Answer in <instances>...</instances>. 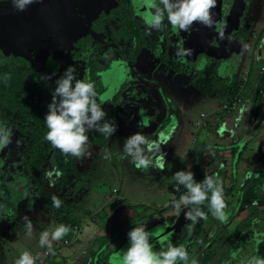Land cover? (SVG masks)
Here are the masks:
<instances>
[{"label": "crops", "instance_id": "crops-1", "mask_svg": "<svg viewBox=\"0 0 264 264\" xmlns=\"http://www.w3.org/2000/svg\"><path fill=\"white\" fill-rule=\"evenodd\" d=\"M250 4L253 12L251 20L263 21L264 24V0H252ZM259 38L264 48V30H261ZM251 54L252 47L240 36L237 42L231 43V47L210 50L204 59L215 62L208 67H216L217 82L226 84L243 73L248 66L246 61H251ZM185 85L181 82L180 91L171 95L173 107L169 110L164 98L152 95L151 110L131 114L129 122L118 126L105 142H89L91 156L77 159V169L81 172L65 182L67 186L61 193L63 199L84 212V217L77 224L78 232L66 246L61 245V241L69 238L65 235L60 241L53 242L54 254L43 257L47 248L39 250L40 234L53 231L60 223L54 212L48 211L38 198L36 204L20 206L17 213L11 210L3 213L0 219V242L3 243L0 246V264H14L21 254L11 253L10 241L38 257L35 264H115L113 257L109 259L110 255L122 251L125 244L130 246L127 233L141 226L152 233L150 243L154 253L166 251L170 243L173 247L182 246L187 250L186 264H193V261L218 264L224 257L213 255L209 258L213 249L223 253L245 231L253 238L263 233L264 208H257L244 193L243 190L250 184L247 186L243 181L244 174H247L243 167L247 163L256 167L260 156L264 155V108L256 116L251 109H244L245 103L251 101L249 86L237 110L219 111L217 106L224 99L223 89H214L220 98L216 99L201 93L195 86L201 94ZM184 88L187 91L184 92ZM202 112L206 117L199 125ZM136 132L159 143L166 159L163 171L152 168L147 172L141 171L131 162L130 156H124V141ZM246 148L252 152H245ZM189 166L197 182L206 175H223L225 178L223 195L227 219L224 222L212 215L209 204L202 211L206 219H185L187 209L182 205L177 214L172 201H178L186 189L181 186L179 191L176 190L177 182L173 174L188 170ZM218 167H223V173L217 174ZM251 172L256 174L255 170ZM104 175L118 180L107 192L101 191ZM56 179L57 176L55 182ZM55 186L61 188L58 183ZM113 188L118 189L121 199L118 204L105 198ZM31 195L36 196V193ZM95 202L99 206H95ZM2 212L0 209V215ZM24 216L32 222L31 237L26 235ZM42 257L43 262L39 263ZM177 264L185 262L177 261Z\"/></svg>", "mask_w": 264, "mask_h": 264}, {"label": "flooded vegetation", "instance_id": "flooded-vegetation-1", "mask_svg": "<svg viewBox=\"0 0 264 264\" xmlns=\"http://www.w3.org/2000/svg\"><path fill=\"white\" fill-rule=\"evenodd\" d=\"M61 1L36 0V2L32 3L33 5L27 6L24 11H18L13 6H10L13 13H24L26 17L31 16L32 20H36H33L35 25L31 22V26L37 30L39 40L34 47H30L27 49V52H24L25 54L28 53L29 56V60H25V62L16 58L15 55H11V53L5 55L0 50V61L4 60L6 62L3 65L0 64V67H15L23 75L27 83L24 88L27 91L29 90L26 95V98H29L28 103L41 112L45 110L48 103L43 97V91L51 89L53 92L56 86V79L70 65L75 67L77 77L95 85L97 102L101 104L107 113L105 119L109 122L113 121L117 127L121 124L126 125L129 122L131 114L134 115L141 111L151 110L153 108L152 95L164 98V104L169 110L168 104L172 98L171 95L180 91L181 82H191L193 84V81L201 76L210 78L212 81L216 80L214 83L217 84V87L223 89L222 84L217 82L219 76L216 67H208L209 64L215 62L210 63L208 58L204 59V57L210 54V50L214 51L231 47V43L235 40L238 41L240 36L243 38V36L248 37L247 35L250 36L251 34L260 40V32L264 30V24L257 30L256 26L259 25V21L248 20L252 23L249 29L246 21L242 20L247 8L250 7L247 13L249 18L253 13L250 4L252 0H243L242 12L244 13L241 15V18L239 17L238 26L229 35L224 36L219 41L212 34L209 44L201 47V50L197 52V50L194 51L196 47L191 49V47L187 46V40L190 39L189 37L194 34L197 30L196 27L200 24L194 23L190 30L182 31L173 29L167 19H165L162 31L153 30L149 34L145 20L154 10L147 7L146 0H97L96 6L88 12L87 19L78 24L81 29L72 33L67 31L62 32V27L71 26L72 24L58 19L62 4L68 2L67 0H63L61 4ZM9 2L2 0L0 2V10L8 7L6 3ZM156 2L158 3L159 0H156ZM231 6L232 0L220 1V11H223V8H226V10H224L222 15L223 19L218 20L217 24H220V22L222 25L227 23L226 16ZM215 28L217 30L219 25ZM170 32L172 38H170ZM179 46H182L184 49H191L192 54L178 58L176 52ZM262 46L260 47V52L261 48L264 50ZM10 51L14 52L18 51V49H11ZM82 51H85L86 54H82ZM171 52H174L175 56ZM80 53L82 55H79ZM253 53L254 49L252 48ZM182 60H185L188 64L183 63ZM103 61L122 62V66L117 67L111 64L103 66L101 64ZM202 62L203 64H201ZM197 64H201V66ZM246 73H248L247 81H244V74L240 76L242 79V83L240 84L241 94H244V89L246 90V87L249 85V95L252 102L259 95L264 99V86L262 87L264 72L259 73V70L257 72L260 79L259 86L262 90L260 94L253 89L252 84L254 80H249L250 73L248 71ZM45 76H50L51 79L44 80L43 77ZM235 80L233 78L230 82ZM170 103L173 107V102L171 101ZM11 114L12 117H9L6 120L7 122L0 121V123L10 124L18 130L23 155L21 131L13 123V117L18 116V114L17 112ZM96 133L98 134V132ZM106 138L105 135H98L93 136L91 141L103 143L106 141ZM49 159L53 163L56 161L54 155ZM25 161L22 162L23 166ZM27 178H29L28 175ZM44 178L47 180L49 186L54 188L57 182L51 181V178L48 176ZM257 179L258 177L254 181ZM29 180L31 183L28 194L36 193L39 199L33 182L30 178ZM65 186L67 184H64L63 188ZM259 194L261 195V193ZM259 194L256 195L257 198L258 196L260 197ZM43 205L46 207L45 204ZM262 231L263 233L261 232L258 235L260 243L256 244L259 239L253 238L251 234L245 231L242 233L243 236L236 237L234 240L235 244L229 246L223 253H219L217 249H213L212 253L209 254L211 255L210 258L213 255H222L224 257L220 261L222 263L228 255H234L239 249L246 246L245 241L249 240L253 246L256 244L255 249H253L255 255L260 259H264V228ZM261 239H263L262 242Z\"/></svg>", "mask_w": 264, "mask_h": 264}, {"label": "clouds", "instance_id": "clouds-1", "mask_svg": "<svg viewBox=\"0 0 264 264\" xmlns=\"http://www.w3.org/2000/svg\"><path fill=\"white\" fill-rule=\"evenodd\" d=\"M36 0H11L13 7L18 11H24L27 6ZM217 0H146L147 7L153 9L150 16L145 20L147 31H162L164 21L173 29L188 31L194 23H199L211 28L215 24L212 17V9L216 7ZM223 38V31L220 32ZM191 49L177 48L176 55L183 58L191 55ZM44 80L51 79L50 76L43 77ZM52 92L51 103L44 121L47 126L45 140L53 148L65 155L75 157L79 160L90 157L89 136L87 133L94 130L100 134L110 137L117 130V125L105 118L107 113L97 102L95 85L76 78V68L67 67L64 73L55 81ZM12 130L0 125V148L7 147L12 143ZM19 145V141H17ZM124 156H130L131 162L141 171L147 172L150 168L163 171L166 164L165 154L160 150L159 143L148 140L143 134L136 132L127 137L123 144ZM105 158L108 156L105 154ZM124 158V157H122ZM173 179L177 182L176 190L183 186L186 191L178 201H172L177 214L181 205L187 209L184 213L185 219L196 221L197 218L206 219L207 216L200 210V206L208 201L209 211L212 215L224 222L227 217L224 209L227 207L223 195L222 180L216 176L206 175L204 179L197 182L191 166L188 170L176 171ZM210 194V195H209ZM54 207L59 208L61 201L53 197ZM26 235H32V222L28 216H24ZM70 228L60 224L51 232L44 231L40 234L39 246L47 248L49 253L54 254L53 242L60 241L68 234ZM130 246L122 251L123 264H177V261H188L187 250L181 247H173L170 243L166 251L159 254L152 251L150 238L152 233L145 227H134L127 233ZM38 257H34L29 251H24L15 260L14 264H35ZM193 264H198L193 261ZM248 264H264V259L252 257Z\"/></svg>", "mask_w": 264, "mask_h": 264}, {"label": "rangeland", "instance_id": "rangeland-1", "mask_svg": "<svg viewBox=\"0 0 264 264\" xmlns=\"http://www.w3.org/2000/svg\"><path fill=\"white\" fill-rule=\"evenodd\" d=\"M224 10H226V8H223V11H220V14L218 16V18H219L218 20L223 19L222 15L224 13ZM249 10H250V7L247 8L246 13L242 17V20L246 21V25L250 29V24H252V23L250 21H248V20H251L247 16V13L249 12ZM9 11H11V12H9ZM229 13L230 12L228 11L227 14H229ZM243 13L244 12H242L240 14V16H239L240 18H241V15ZM33 20H35V19H33ZM33 20H32L31 16L26 17L24 15V13H21V14H19L18 12L13 13L11 8H9V10H6V8L5 9L3 8L0 10V50L5 55H8L11 53V55H15V57L18 58L19 60H21L22 62L23 61L25 62V60H29L28 53L25 54L24 52L25 51L27 52L28 48L34 47L38 43V40H39V36H37V34H38L37 30L33 29V26H31V22H33V24L35 25ZM262 24H263V21H260L259 25L256 26L257 30H259L261 28ZM217 25L220 26L221 23L217 24ZM217 25H213V27H211V28H208V27L202 28L201 31L205 32L207 30L209 32ZM80 29H81L80 25L64 26V27H62V30H63L62 32L67 31V32L72 33V32H76L77 30H80ZM1 31H2V33H1ZM201 31L198 30L197 33L192 34V36L200 37L202 35ZM170 36H171V32H170ZM192 36H190L189 38H191ZM247 36L248 37L243 36V38H244L243 40H244V42H246L248 45H250L254 49V53L250 55L251 61L250 62L246 61L248 66L245 67L244 71H242L243 69L241 70L243 73L238 74V75L233 77L236 80L238 78H240V76L242 74H246L245 71L250 72L249 80H251L252 77H254V79H255L258 76L257 72L259 70L260 64L264 61V52H263L262 48H261V52H260V47L262 46L260 40L257 37L252 36L251 34H250V36L249 35H247ZM170 38H172V36ZM198 40H199V38L192 41L191 44H194V43L196 44L198 42ZM189 41H190V39L187 40V42H189ZM235 42H237V40H235L234 43ZM11 49H16V50L18 49V51L11 52L10 51ZM84 53H85V51H82V54H84ZM201 53H200V56H201ZM82 54L80 53L79 55H82ZM171 54L175 56L174 52H171ZM182 62L188 64L185 60H182ZM4 63H6L4 60L0 61L1 65H3ZM101 64L103 66H106L108 64H111V65H114L117 67L122 66V62H118V61H114V62L113 61L112 62L103 61ZM201 64H203V62ZM201 64L200 65L197 64V65L201 66ZM76 78L82 80V78L77 77V75H76ZM183 81H186V80H183ZM213 82H216V80H214ZM184 85L190 86V88L194 92L201 94L193 86V84H191L189 82L188 83L184 82ZM222 85H225V84H222ZM185 88H184V92L187 91L186 90L187 88L186 89ZM246 93H247V89L246 90L244 89V94H246ZM169 101L171 102L172 100L170 99ZM171 107H172V104H171ZM262 108H264V107H262ZM0 125H4L6 128H10L12 130V134H11L12 143L9 144L7 147L0 148V209H2V211H3L0 215V219H2L3 213L9 212L10 210L17 213L18 208L20 209V206L28 205V204L32 205L31 203L36 204L38 202V200H37V196H33V195L28 194L29 185L31 182H30L29 178H27V172H26V170L22 164V162L25 161V158L22 155V145L20 143L18 130L10 124L0 123ZM87 135L89 136V142H92L91 140H92L93 136H98V135H103V134H100V133L97 134L94 130H92V131H89L87 133ZM17 141H19V145L17 144ZM247 150L249 153L252 152L248 148L245 149V152ZM17 157H19V158H17ZM247 157H249V155H247ZM115 160H117V158H115ZM245 161H247V159H245ZM240 163L241 162L239 161V165H240ZM105 166H106V164H105ZM243 168H244L245 172L247 171V174H244V176H243V178H244L243 181L245 180L244 183H246V185L251 184V186L249 188H246L243 191L247 196L250 197V201L257 208L262 209V208H264V155L262 157L260 156L259 162H258L256 167L253 166V163L252 164L247 163V164H244ZM251 170H255L256 174L253 175ZM219 173H223V167H218L217 174H219ZM220 176L221 175H219V178H220ZM256 177H258V179L256 181H254ZM220 179L222 180V184H225L226 180H225V178H223V175L221 176ZM102 182H103L102 183L103 186H101V191L107 192L110 190L111 187H113L118 182V180L116 178H111L109 176L106 177V175H104L102 177ZM247 183H249V184H247ZM259 193H261V196L257 198L256 194H259ZM229 199L230 198L228 197V200ZM26 201H28V203ZM94 205L99 206V203L95 202ZM242 207H244V205H242ZM84 227H85V225H84ZM71 234L72 233H70V231H69L66 236H68L69 238L70 237L72 238ZM61 243H62V241H61ZM2 244L3 243L0 242L1 247H2ZM8 245H9L11 253H15V252L16 253H18V252L22 253L24 251V250H22L21 246L17 247L18 243L14 244V243H12V241H10ZM61 245L66 246L63 243ZM128 247L129 246H127V244H125L123 246L122 251H126ZM40 249H41V247L39 248V250ZM122 251L121 250H120V252L116 251L115 253L111 254L109 259L111 260V258L113 257L115 264H123ZM1 253H2V251L0 252V255H2Z\"/></svg>", "mask_w": 264, "mask_h": 264}, {"label": "trees", "instance_id": "trees-1", "mask_svg": "<svg viewBox=\"0 0 264 264\" xmlns=\"http://www.w3.org/2000/svg\"><path fill=\"white\" fill-rule=\"evenodd\" d=\"M241 83L242 79L238 78L236 81L222 85L224 90V99L222 100L231 102L239 92ZM193 84L201 93L211 98L220 99L214 92L217 84L210 78L199 76L193 81ZM26 85L23 75L15 67H0V121L8 120L9 117H12L11 113L17 112L18 116L13 117V123L21 131L23 155L26 158L24 168L27 175L33 182L40 201L46 205L48 211H53L59 223L69 227L70 233H72L74 226L80 223L84 217V212L76 205L70 204L63 199L61 193L64 184H66L65 182L71 176H76L80 173L77 169V158L65 155L53 148L44 138L48 131L44 118L48 111V104L51 103L52 99L51 89L43 91V97L48 103L45 110L41 112L28 103L29 98H26V95L29 90L27 91L24 88ZM263 86L264 82L262 83ZM263 102L264 99L261 95L257 96L252 102L250 109L253 116H256L259 110L264 107ZM168 107H171L170 102ZM53 155L56 158L54 163L49 159ZM47 176L51 178V181H55L54 177L57 176L56 181L61 188L56 186L51 188L44 178ZM54 196L61 201L59 208L54 207L52 203ZM207 205L208 201H205L200 206V210L203 211ZM208 256L210 258L211 255Z\"/></svg>", "mask_w": 264, "mask_h": 264}, {"label": "water", "instance_id": "water-1", "mask_svg": "<svg viewBox=\"0 0 264 264\" xmlns=\"http://www.w3.org/2000/svg\"><path fill=\"white\" fill-rule=\"evenodd\" d=\"M2 0H0L1 2ZM7 2H9V0H6ZM68 2L63 3V0L61 1L62 4V9L59 10V14H58V19H61L63 22L65 23H69L72 25H78L81 24L82 22H84L87 17H88V12H90V10H92L95 6H96V2L97 0H67ZM221 0H217L216 3V7L213 8L212 11V17L213 20L215 21L214 25H217L218 21V16H219V3ZM33 5V4H31ZM30 5V6H31ZM6 10H9L10 6L12 7V3H6ZM58 10V9H57ZM243 11V0H232V6L229 9V14H227V23L224 25H220L219 28L216 30V26L211 30V31H201L202 28H205L204 25L200 24L196 27V31L194 32L195 34L197 33L198 30H200L202 32V35L200 37H194L192 36L190 38V41L187 42V46L191 47V49L193 47H196V49L194 51L197 50L200 51L201 47L209 44L210 40L212 39V34L213 36H215V39L222 40L224 38V36L229 35L231 33L232 30H234V28H236L238 26V21H239V16ZM10 12V11H9ZM221 23V22H220ZM210 30V29H209ZM221 30L223 31V38H221L220 36V32ZM216 31V32H215ZM197 38H199L198 42L195 44H191L192 41L196 40ZM193 51V52H194ZM246 235V234H244ZM243 236L242 233L239 235V237ZM259 239L257 240L258 243H260V238H256ZM263 241V239H261V242ZM249 240L245 241L246 246H243L241 249H239L237 251V253H235L234 255H230L228 258H226L222 263H218V264H248L249 260L252 257H258L257 255H255V253L253 252V249H255V245L253 246V244H251Z\"/></svg>", "mask_w": 264, "mask_h": 264}, {"label": "built area", "instance_id": "built-area-1", "mask_svg": "<svg viewBox=\"0 0 264 264\" xmlns=\"http://www.w3.org/2000/svg\"><path fill=\"white\" fill-rule=\"evenodd\" d=\"M261 72H264V61L260 64V67H259V73ZM247 77H248V73L244 74V81H247ZM253 89H255L257 91V93H262V90L260 89V86H259V83H260V79L258 78V76L253 79ZM242 89V87H241ZM242 101V94H241V90L240 92L237 93V95L235 96V98L231 101V102H228V101H222L219 103V105L217 106V109L219 111H233V110H237L239 107V103ZM247 103V102H246ZM244 105V109L248 110L251 108V105H252V101H250L249 103H247V105ZM200 117L201 119L199 120V125L202 124V120L206 117V114L205 113H201L200 114ZM237 141V140H236ZM118 189L117 188H113L111 190V192L106 195V200L108 202H114L116 204L120 203L121 199H120V196L118 195L117 193ZM78 229H79V226L78 225H75L74 226V229H73V232H72V238L74 237V235L78 232ZM71 238V237H70ZM70 238H65L62 242L64 244L68 243L69 242V239ZM44 255L43 257L47 256L49 254V252L47 251V249L44 250ZM43 257L42 258H39V263H42L43 262Z\"/></svg>", "mask_w": 264, "mask_h": 264}]
</instances>
